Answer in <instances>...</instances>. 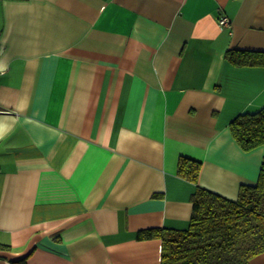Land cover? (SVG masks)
<instances>
[{"label":"crops","instance_id":"1","mask_svg":"<svg viewBox=\"0 0 264 264\" xmlns=\"http://www.w3.org/2000/svg\"><path fill=\"white\" fill-rule=\"evenodd\" d=\"M257 53L264 0H0V264H161L138 234L189 227L180 157L229 199L258 181L231 130Z\"/></svg>","mask_w":264,"mask_h":264},{"label":"trees","instance_id":"2","mask_svg":"<svg viewBox=\"0 0 264 264\" xmlns=\"http://www.w3.org/2000/svg\"><path fill=\"white\" fill-rule=\"evenodd\" d=\"M247 62L264 64V54L257 53ZM231 130L245 150L263 145L264 106L239 114ZM200 168V161L179 159V175L197 184L189 227L151 228L140 231L138 237L162 239L161 264H252L264 253V162L257 183L241 185L234 200L198 185Z\"/></svg>","mask_w":264,"mask_h":264},{"label":"built area","instance_id":"3","mask_svg":"<svg viewBox=\"0 0 264 264\" xmlns=\"http://www.w3.org/2000/svg\"><path fill=\"white\" fill-rule=\"evenodd\" d=\"M229 21L226 17H223L221 20H220V23L221 24H227Z\"/></svg>","mask_w":264,"mask_h":264}]
</instances>
